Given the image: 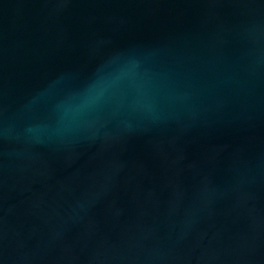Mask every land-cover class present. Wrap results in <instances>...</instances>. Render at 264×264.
I'll return each mask as SVG.
<instances>
[{
  "label": "water",
  "instance_id": "water-1",
  "mask_svg": "<svg viewBox=\"0 0 264 264\" xmlns=\"http://www.w3.org/2000/svg\"><path fill=\"white\" fill-rule=\"evenodd\" d=\"M0 264H264V0H0Z\"/></svg>",
  "mask_w": 264,
  "mask_h": 264
}]
</instances>
